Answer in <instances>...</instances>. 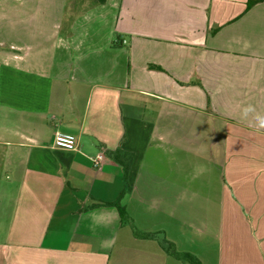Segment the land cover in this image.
Wrapping results in <instances>:
<instances>
[{
    "label": "crops",
    "instance_id": "0c3cea01",
    "mask_svg": "<svg viewBox=\"0 0 264 264\" xmlns=\"http://www.w3.org/2000/svg\"><path fill=\"white\" fill-rule=\"evenodd\" d=\"M250 1L0 0V264H190L165 241L202 264H264V0ZM59 132L79 151L55 148ZM195 140L219 151L215 186L160 169ZM118 200L123 221L104 204Z\"/></svg>",
    "mask_w": 264,
    "mask_h": 264
},
{
    "label": "rangeland",
    "instance_id": "374dc122",
    "mask_svg": "<svg viewBox=\"0 0 264 264\" xmlns=\"http://www.w3.org/2000/svg\"><path fill=\"white\" fill-rule=\"evenodd\" d=\"M187 146L184 148H172L170 146V155L163 156L161 154L159 160V166L162 171H166L170 166V181L177 180H189L197 182L201 180L211 181L213 185L219 180V151L214 150L213 145L212 153L209 155L207 150L209 149L210 143L214 141H186ZM165 145H162L164 147ZM170 158V162L166 163V159ZM168 166V167H167ZM206 168V172H205ZM159 174L160 171H159ZM163 189H156V191H162ZM208 208H203V204L191 205V211L189 215L191 217H197L204 215L203 213L208 212V215L213 216L215 203L211 202ZM178 208V210L176 209ZM180 206L175 205L170 208V213L179 211ZM182 252V251H181Z\"/></svg>",
    "mask_w": 264,
    "mask_h": 264
},
{
    "label": "trees",
    "instance_id": "16d2710c",
    "mask_svg": "<svg viewBox=\"0 0 264 264\" xmlns=\"http://www.w3.org/2000/svg\"><path fill=\"white\" fill-rule=\"evenodd\" d=\"M96 1L98 2V4H103V3H105L106 0H96ZM259 1H261V0H256V1H252V2L250 1V3L248 4V9L251 8L254 4H256ZM154 68L161 70L160 67H154ZM110 156L114 159L115 162H117L118 164L123 166L124 170L127 173L128 169H129V164H130L132 155L129 153L127 154L125 152L117 150L115 152H112L110 154ZM124 192L121 194V197L123 196ZM104 204L107 206L116 207V209L118 210V212L120 214L122 221L125 219H128V215L126 213V210H125L124 206H122L120 204V200L113 202V203H104ZM164 248L168 254H170L172 257H174L180 261L188 262L190 264H202L201 261L196 256H194L193 254L188 253V252L179 251L172 242L165 241Z\"/></svg>",
    "mask_w": 264,
    "mask_h": 264
},
{
    "label": "built area",
    "instance_id": "2783aa9c",
    "mask_svg": "<svg viewBox=\"0 0 264 264\" xmlns=\"http://www.w3.org/2000/svg\"><path fill=\"white\" fill-rule=\"evenodd\" d=\"M126 41H123L125 44ZM53 146L55 148L65 149L68 151H79V142L75 135L69 133L59 132L56 134ZM93 167L97 170L102 168V165L105 161V153L104 151L99 152L97 155L91 158Z\"/></svg>",
    "mask_w": 264,
    "mask_h": 264
},
{
    "label": "clouds",
    "instance_id": "9594fccd",
    "mask_svg": "<svg viewBox=\"0 0 264 264\" xmlns=\"http://www.w3.org/2000/svg\"><path fill=\"white\" fill-rule=\"evenodd\" d=\"M258 127L264 128V120H260Z\"/></svg>",
    "mask_w": 264,
    "mask_h": 264
}]
</instances>
